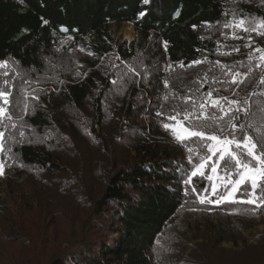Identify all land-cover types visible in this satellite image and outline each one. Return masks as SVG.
<instances>
[{
	"label": "trees",
	"instance_id": "trees-1",
	"mask_svg": "<svg viewBox=\"0 0 264 264\" xmlns=\"http://www.w3.org/2000/svg\"><path fill=\"white\" fill-rule=\"evenodd\" d=\"M259 3L256 9L239 4L241 8L233 13L230 0L229 3L228 0H147L146 3L145 0H0V64L10 62L15 74L21 78L23 76L19 70H27L30 66L36 69L31 74V80L21 89L15 80L8 86H0V92L10 94V109L24 111V100H15V95L20 98L25 96L32 101V109L30 113L26 112V119L22 120V115L14 117L3 111L9 119L7 123H0L4 157H7L8 152H14L15 157L19 156L28 165L41 167L45 172L60 171L62 165L50 154L49 146L54 147L57 135L65 141L63 132L56 133L50 144H45L47 147L35 146V143L26 139L33 128L42 136L46 129L53 127L48 107L57 114L71 100L78 105L83 103L96 83L97 70L100 68L113 67L104 81L113 80L117 84L116 88L123 86V92L126 93V96L123 95L124 104L128 105L130 112L136 111L134 102L143 99L142 96L145 98V92H139L138 88L144 87L145 83L135 73L131 74L129 69L116 65L122 61L131 62L132 59L141 60L137 57L145 48L151 33L154 34L153 45L148 49L154 51L142 54L147 57L143 61L144 68L155 66L157 76L150 83L155 79L156 88L145 91L147 95L159 96L158 86L163 85L165 96L160 122L177 113L181 114L177 120H183L184 113H189L192 115L184 122L185 126H195V130L208 134L222 135L225 131L227 134L235 122L237 111L244 107L248 113L252 107L249 102L257 97L261 98L264 88V56L260 55L261 65L259 59L255 58L247 66L242 65L247 60L245 58L248 57L247 49L250 44L256 48L263 46L253 41V38L245 37L248 34L260 36L259 30L264 22V1ZM241 19L245 21L244 27L248 31L238 26ZM123 22L132 24L140 33L139 38L129 45L126 42L118 44L113 36L112 25L119 27ZM226 28H229V35L222 32ZM67 37H70L71 42L66 40ZM41 47L45 53L59 52L56 54L57 60L51 63L48 74L55 71L60 76L64 67L68 68L67 74H70L63 90L49 93L45 100L40 95V90L36 89L46 69L40 53ZM113 48L115 52L111 54ZM78 52L84 54L85 60H74L70 66L64 65L65 57H77ZM195 61L203 63H194ZM164 62L168 66L166 72L159 67ZM98 63L101 64L95 68ZM85 67L93 70L87 72L83 81H80L81 77H73L77 72L78 75L82 74L79 73L80 69L86 71ZM69 68L75 71L72 72ZM242 68H247L253 75L258 74V83L246 96L245 93L240 95L238 92L231 98V102L221 100L220 108L223 111L213 107L212 99L225 97L220 89L229 79H233L229 73L243 70ZM127 80L128 85H124ZM53 83V80L47 82ZM228 83H232L228 89L231 91L237 81ZM209 92L212 93L211 97L207 95ZM128 97L132 101L127 100ZM242 97L246 98V103L241 100ZM99 103L98 99L97 105ZM200 104H205V109L201 110ZM2 108L0 96V109ZM205 116L208 118L205 119ZM55 127L58 128L57 123ZM93 127L95 130V125ZM168 132L174 136L170 130ZM24 140L26 141L23 142ZM145 140L151 141L149 134ZM168 140L171 144L174 141ZM158 144L159 142L153 152L149 151L152 147L141 149L139 154L146 151L145 155H139L133 164L121 168L111 178L97 202L98 212L101 213L109 203H115L122 228L115 232L118 234L115 245L104 243L101 255L98 256L100 258H91L85 264H179L183 254L194 247L193 240L202 239L198 232L191 233L190 217L197 214V205L187 207L188 204L183 203V191L174 186V183L184 179V166L177 160V155L167 156L165 149L158 151L161 149ZM229 175L232 178L233 175ZM240 175L241 172L232 179ZM209 185L208 183V187ZM199 186L206 189L207 182H200ZM226 190L227 188L222 194ZM220 196L218 192L215 198ZM233 204L228 201L222 205H203L224 211ZM238 214L242 212L239 211ZM184 231L191 235V240L184 241L186 243L180 242ZM174 232L176 236L172 237Z\"/></svg>",
	"mask_w": 264,
	"mask_h": 264
},
{
	"label": "rangeland",
	"instance_id": "rangeland-1",
	"mask_svg": "<svg viewBox=\"0 0 264 264\" xmlns=\"http://www.w3.org/2000/svg\"><path fill=\"white\" fill-rule=\"evenodd\" d=\"M262 1L264 0H230L233 13L239 10L240 6L244 7L245 5L256 9L260 4L259 2ZM112 26L113 36L118 44L126 42V45H129L140 36L139 31L128 22H123L119 27L115 24ZM129 26L133 27L131 37L126 36L125 32ZM222 32L223 34L226 32L225 35L230 33L229 28L222 29ZM217 33L220 32L217 31ZM259 33L260 36L258 34L245 36L253 38V41L255 40L256 43L263 46L256 48L250 44V50L247 49L248 57L245 58L247 60L242 65L247 66L246 64L254 58L259 59L258 62L261 65L260 55L264 56V27H260ZM153 39L154 34L151 33L145 48L140 49L142 52L137 58H141V60L132 59L131 62L122 61L116 65L119 68L129 69L131 74L135 73L137 78L142 79L145 83L144 87L138 88L139 92H145V98L142 96L144 100L140 99L134 102L133 107L136 111L130 112L128 105L124 104L126 93L123 92V86L116 88L117 84L113 80L111 82L110 80L104 81V78L110 75V70H113V67L109 66L108 69L103 67V69L97 70L96 83L91 87V92L83 103L78 105L71 100L57 114H54L53 110L48 107L53 127L46 129L42 133L43 135L41 134L42 136L36 132L35 128L29 132V137L26 140L35 143L34 145L38 147L46 146V143L50 144V140L54 136L56 137V133L63 132L65 141H62V137L57 135L58 138L56 137L53 143L54 147L49 146L51 148L50 154L58 160V164L62 165L60 171L45 172V169L41 167L28 165L23 162L18 154V157H15L14 152L11 154L8 152V158L4 157L3 133L0 132L2 133L0 135V165L3 168V175H0V264H85L91 258H100L98 256L101 255V246L104 243L111 246L115 245L118 238V234L115 232L122 228V224L119 222L118 208L115 203H109L99 213L97 202L102 197L111 178L121 168L133 164L139 158L141 149L152 147L149 151L153 152V149L157 148L155 146L158 142L161 148L158 151L165 149L167 156L168 154L177 155V160L184 166L183 171L186 173L183 176L184 179L182 182L174 183L178 190L183 191V203L186 202L187 207L197 205V214L190 217L192 222V229H190L192 230L191 233L198 232L197 234L202 239L193 240L194 247L186 248L188 249L187 254H183V257L179 259V264H264V214L260 215L254 212V205L251 206L252 204L248 206L246 204L249 203L236 201L237 199L246 201L253 198L248 195L252 192H255L260 200H264V179H261L257 174V187L255 189L251 187L250 180L239 184L237 194L234 197L235 199L238 195L242 197L238 196L236 200H229L234 204L224 211H217L209 205H203L214 203L199 204L201 203L200 195H206L211 200H217L216 195H212L213 186L217 187V194L218 192L222 193L225 187L229 185L227 181L232 180L237 173L241 172L242 174L247 170L243 167L234 166V162L226 164L225 161L228 160V157L225 156V161H221L219 153H217L202 169L203 176L199 173L196 176H191V172L196 170L195 166L200 163V157L211 155V151L207 150L204 145L207 143L215 148V143L195 137L182 142L177 141L163 127L165 123L176 125L177 121L166 119L160 122V118H163L161 117L163 113L162 104L165 96L163 85L158 86L159 96L147 95L145 91L156 88L155 79L150 83L154 76H157L154 72L155 66L151 65L152 68L150 66L144 68L143 61L147 57L142 54L154 51V49H148L153 45ZM66 40L71 39L66 38ZM229 42L231 44V40ZM40 49L46 69L45 74L40 77V85L36 89L40 90V95L45 100L49 93L60 92L65 83L68 82L70 74H67L68 68L65 67L60 76L56 75L55 71L48 74L49 68L51 69L50 65L57 60L56 54L59 52L54 49L55 53L54 51L45 53L43 47ZM114 52L113 48L110 53L114 54ZM72 56H69L71 59L65 57L64 65L70 66L74 60H85L82 52H78L77 57ZM153 60L157 61L156 58ZM100 64L98 63L95 68ZM159 67L163 72H166L168 68L166 62ZM13 69L10 62H7L6 66L0 64V86H5V84L8 86L15 80L21 89L29 79L31 80V74L36 70L33 66L27 70H19L23 76L21 78L15 74ZM85 69L86 71L80 69L81 72L79 73L82 74L78 75L77 72L73 77H81L80 81H83L87 72L93 70L91 67H85ZM242 69L229 73V76L231 75L232 78L235 76L237 81L231 91L228 89L232 83L228 82H232L233 79H229L220 89L227 98L225 100L227 102H231V98L238 92L240 95L245 93L244 96H246L258 83V74L253 75L249 73L247 68ZM11 70L13 71L11 72ZM69 70L75 71L70 68ZM49 80H53L54 83L47 84ZM181 80H183V76ZM126 84L128 85V80L124 85ZM263 90L261 91V98L258 99L257 97L254 101L249 102L252 106L249 114L244 107L239 109L234 122L236 127L233 128L231 125L227 134L225 131L218 136L222 138L227 136L229 139L235 137L236 140H240L242 136H250L252 142L256 144L253 151L257 154H264ZM3 93L9 95L7 92ZM14 99L24 100V111L20 112L19 109L9 108L12 103L11 97L9 106L2 102V109L11 116L22 115L20 118L26 119V112H31L32 101L27 100L25 96L20 98L17 95L14 96ZM98 99L100 100L99 105H97ZM130 99L131 97L127 98V100ZM241 100L244 103L247 102L245 97H242ZM8 120L4 112L0 114V123H7ZM55 123H57L58 128L55 127ZM147 134H149L151 141L145 140ZM168 138L171 141L174 139L172 141L174 146ZM229 147L237 153L242 164H248L249 168L252 169L264 168V164H260L248 156L243 148H237L234 144ZM189 149L192 151L189 152ZM145 152L142 151L141 155H145ZM213 165H218L215 174L211 172ZM229 174L233 175L232 178ZM189 178H191V183H185ZM218 179L219 181L222 179V183H217ZM203 181L207 182V192L199 186V183ZM208 183L210 184L209 187ZM193 187L196 189L195 192L191 190ZM239 211L242 214H238ZM176 225L179 226L178 223ZM184 232L180 242L187 239L191 240V235L186 231ZM174 235L176 236L175 232L172 237ZM174 257L176 258V256Z\"/></svg>",
	"mask_w": 264,
	"mask_h": 264
},
{
	"label": "snow or ice",
	"instance_id": "snow-or-ice-1",
	"mask_svg": "<svg viewBox=\"0 0 264 264\" xmlns=\"http://www.w3.org/2000/svg\"><path fill=\"white\" fill-rule=\"evenodd\" d=\"M147 2V0H145V3ZM141 15H143V13H141ZM46 23V21H45ZM245 21L244 20H239L238 21V26L243 28L244 31H248V29L246 27H244ZM226 27H231V25H225ZM261 26L264 27V22L261 23ZM255 30V29H253ZM194 63H203V61H195ZM217 63H219V61H217ZM4 65L6 66V62H4ZM223 67H227V66H223ZM238 75V74H237ZM233 83H236V77H233ZM208 97L212 96V93L209 92ZM0 96H6V93L0 92ZM165 99H167V97H165ZM221 100H226V97H220L217 99H212L211 100V105L213 107H217L220 108V102ZM7 102V101H5ZM235 103V102H233ZM205 104H200L199 108L201 110L205 109ZM221 111H223L222 108H220ZM3 109H0V114L3 113ZM225 115H227V113H224ZM180 113H177L174 116H168L167 119L168 120H172V121H177L176 125L173 124H168L165 123L163 125V127L165 128V130H170L172 132V134L174 135V137L177 139V141H184L186 139H189L191 137H195L198 139H201L203 141H211L215 143V148H213L211 145L209 144H205L204 147L211 151V155L208 157H200V163L197 164L195 166V171L191 172V176H196L198 173L199 175L203 176L204 172L202 171V169H204L207 164L208 161L212 159V156L217 155V153H219V159L221 161H225V156L228 157V160L225 161V163H229V162H234V166H238V167H243L245 168L247 171H245L244 173L241 174L240 179L235 181V185H239L241 183H244L246 180H250L251 181V187L253 189H255L257 187V174L260 176L261 179H264V168H259V169H252L249 168L248 164H242L239 157L237 156V153L232 151L230 149L229 146L231 145H235L237 148H243L245 153L248 156H251L254 160L258 161L260 164H264V154H257L255 153L253 150L256 148V144L252 142V138L250 136H242V138L240 140H236L235 137H232L231 139H229L227 136L225 137H221L218 136L216 134H208L204 131H199V130H195V126H183L185 121L189 120V116L192 114L189 113H184L183 115V120H177V117L180 116ZM194 119H198V117H194ZM208 117L205 116V119H207ZM233 128L236 127V125H232ZM220 131L222 132L223 130L220 129ZM0 135H2V133H0ZM231 135V134H230ZM192 149H189V152H191ZM189 159L191 160V157H189ZM217 168L218 165H213L211 168V172L212 173H217ZM249 173H252V175H249ZM0 175H3V168L2 165H0ZM185 183L190 184L191 183V178H189L187 181H185ZM227 183L231 184L233 183V181L229 180L227 181ZM193 192L196 191L195 187H193L191 189ZM205 192L208 191V189H204ZM238 191V188L236 186H233V188L231 189V191L227 192V194H222L220 196V199L217 200H211L208 196L206 195H200L199 199L201 203H205V202H210V203H216V204H220L224 201H229V200H234V193ZM212 195L215 196L217 195V187L213 186L212 188ZM251 199H248L246 201H241L244 203H249V204H254L257 207H260L261 204H264V200H260L259 197L256 196L255 192H252L250 194ZM258 200L260 201V203H258Z\"/></svg>",
	"mask_w": 264,
	"mask_h": 264
},
{
	"label": "bare ground",
	"instance_id": "bare-ground-1",
	"mask_svg": "<svg viewBox=\"0 0 264 264\" xmlns=\"http://www.w3.org/2000/svg\"><path fill=\"white\" fill-rule=\"evenodd\" d=\"M126 36L131 37L133 35V27L129 26L126 30Z\"/></svg>",
	"mask_w": 264,
	"mask_h": 264
},
{
	"label": "built area",
	"instance_id": "built-area-1",
	"mask_svg": "<svg viewBox=\"0 0 264 264\" xmlns=\"http://www.w3.org/2000/svg\"><path fill=\"white\" fill-rule=\"evenodd\" d=\"M257 214H264V204H262L260 207L256 209Z\"/></svg>",
	"mask_w": 264,
	"mask_h": 264
}]
</instances>
